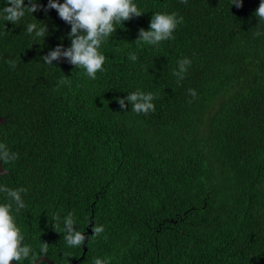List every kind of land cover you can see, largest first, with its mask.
I'll use <instances>...</instances> for the list:
<instances>
[{"label": "trees", "instance_id": "obj_1", "mask_svg": "<svg viewBox=\"0 0 264 264\" xmlns=\"http://www.w3.org/2000/svg\"><path fill=\"white\" fill-rule=\"evenodd\" d=\"M133 2L143 15L114 23L94 80L65 57L41 60L71 45V26L54 9L26 12L15 24L0 12V143L18 154L0 185L28 190L26 207L10 213L22 243L37 254L47 243L46 257L58 264H264L261 0L241 8L233 0ZM156 12L184 22L158 47H137ZM35 20L47 25L45 38L27 34ZM184 58L192 63L178 85L172 73ZM63 75L69 83L59 84ZM138 89L156 94L154 112L121 110L117 98ZM69 213L88 238L85 255L63 239ZM95 225L105 229L99 237Z\"/></svg>", "mask_w": 264, "mask_h": 264}, {"label": "clouds", "instance_id": "obj_2", "mask_svg": "<svg viewBox=\"0 0 264 264\" xmlns=\"http://www.w3.org/2000/svg\"><path fill=\"white\" fill-rule=\"evenodd\" d=\"M187 4V0H181ZM6 5L0 12L3 14V19L7 22L15 24L25 13H34L42 10L47 14L49 10H55L60 19L71 26V31L68 34V39L71 41L70 47L66 50L63 45H58L55 50L50 51L48 55L41 57L44 64L53 65V61L59 60L61 57L67 58L69 64L80 67L85 70V74L90 79H96V74L103 70V65L106 56L101 54L98 49L101 43L110 37L113 32H116L115 24L129 21L133 17H140L143 13L138 9V6L133 0H64V3H59L58 0H48L46 7L39 5L36 0H28L30 6H25V0H5ZM241 8L242 0H233L232 6ZM259 20H264V0H261L258 9L254 13ZM36 21V20H35ZM182 16L173 12L160 13L156 12L152 15L149 30L143 28L138 31V38L133 42L137 47L148 44L159 46V43L173 39V32L178 25L183 24ZM43 25V26H41ZM259 27V24L257 25ZM26 32L30 36L46 37L48 33L47 25L42 22L28 23ZM259 37L262 35L260 31L254 33ZM129 58L132 61L137 60L134 52L129 53ZM11 68H15V61H8ZM192 61L184 58L178 61V67L173 71V75L177 77L179 85L185 78L188 66ZM69 83V78L64 76L59 81V84ZM70 86V85H69ZM58 90V89H56ZM188 94L193 98H197V92L189 88ZM156 98V94L152 92L145 93L139 89L131 92L127 96V100L117 98L121 110L126 109V105H131V111L136 114L147 115L155 111V105L152 102ZM191 103V101H189ZM18 159V154L11 152L7 145L0 143V161L3 162L4 171H8L4 166ZM27 188H17L15 190L0 185V192L6 194L9 203L0 204V264H11L12 261H20L30 258L31 264H36L40 260V264H44L42 257L47 256L49 245L41 243L40 253H35L30 245L23 244L24 237L21 235V230L14 222V217L10 214L15 205V212L19 213L21 209L26 207L22 193H26ZM54 220L59 222V213L54 215ZM63 231L65 235L63 239L68 246H81L85 243V233L80 230H75L76 220L72 213H69L63 220ZM57 226L58 223H57ZM92 237H99L104 233L105 229L102 225H95L91 229ZM107 239V237H105ZM110 257L93 258L92 264H110Z\"/></svg>", "mask_w": 264, "mask_h": 264}, {"label": "water", "instance_id": "obj_3", "mask_svg": "<svg viewBox=\"0 0 264 264\" xmlns=\"http://www.w3.org/2000/svg\"><path fill=\"white\" fill-rule=\"evenodd\" d=\"M3 123H4V119L0 118V124H3ZM1 166H2V161H0V167H1ZM85 237H86V240H85V243L83 244V247H84V249H85L84 255H85V253H86V251H87L86 243H87V241H88V238H87L86 234H85ZM42 259H43L44 262H47V263H49V264H58V263H54V262H52V261H51L49 258H47V257H42ZM11 263H12V264H17L15 261H12ZM36 264H40V260H37Z\"/></svg>", "mask_w": 264, "mask_h": 264}, {"label": "flooded vegetation", "instance_id": "obj_4", "mask_svg": "<svg viewBox=\"0 0 264 264\" xmlns=\"http://www.w3.org/2000/svg\"><path fill=\"white\" fill-rule=\"evenodd\" d=\"M8 170V169H7ZM10 171L8 170V171H4V168H3V164H2V166L0 167V176H5L6 174H8Z\"/></svg>", "mask_w": 264, "mask_h": 264}]
</instances>
